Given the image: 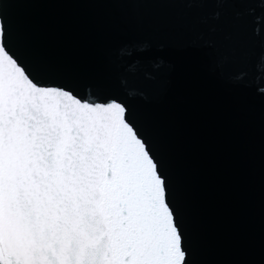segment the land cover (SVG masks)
<instances>
[{
  "label": "snow or ice",
  "instance_id": "obj_1",
  "mask_svg": "<svg viewBox=\"0 0 264 264\" xmlns=\"http://www.w3.org/2000/svg\"><path fill=\"white\" fill-rule=\"evenodd\" d=\"M257 20L255 0H0V264H264Z\"/></svg>",
  "mask_w": 264,
  "mask_h": 264
},
{
  "label": "water",
  "instance_id": "obj_2",
  "mask_svg": "<svg viewBox=\"0 0 264 264\" xmlns=\"http://www.w3.org/2000/svg\"><path fill=\"white\" fill-rule=\"evenodd\" d=\"M257 6V23L261 26H264V20L259 19V9L262 6L260 0H255ZM258 86H264V81L257 80L256 84H254L250 89L247 90L246 99L250 100L255 96L256 88ZM206 92L210 96L222 97L229 95L228 87L225 85H219L214 82L208 81L204 85ZM243 102V101H242ZM231 116L227 112H221L217 115L215 119V130L217 135L221 139H226L231 134Z\"/></svg>",
  "mask_w": 264,
  "mask_h": 264
}]
</instances>
